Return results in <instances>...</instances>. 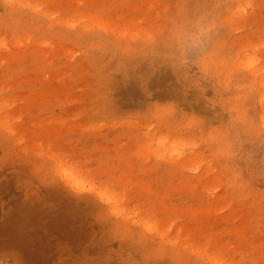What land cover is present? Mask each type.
Segmentation results:
<instances>
[{
    "label": "rangeland",
    "instance_id": "374dc122",
    "mask_svg": "<svg viewBox=\"0 0 264 264\" xmlns=\"http://www.w3.org/2000/svg\"><path fill=\"white\" fill-rule=\"evenodd\" d=\"M11 1L0 264H264V0Z\"/></svg>",
    "mask_w": 264,
    "mask_h": 264
},
{
    "label": "bare ground",
    "instance_id": "6f19581e",
    "mask_svg": "<svg viewBox=\"0 0 264 264\" xmlns=\"http://www.w3.org/2000/svg\"><path fill=\"white\" fill-rule=\"evenodd\" d=\"M8 1L10 2L11 0H8ZM21 1H23V0H21ZM26 1L29 2V0H24V1H23L24 4H25ZM11 2H12V1H11ZM18 2H20V1H18ZM15 3H16V2H15ZM6 4H8V3H6ZM13 4H14V2H13ZM18 4H20V3H18ZM18 4H17V5H18ZM10 5H11V4H10ZM26 5H27V2H26V4H25V6H26ZM27 6H29V7L31 6V8H33L32 5H27ZM37 6H38V5H37ZM37 6H36V7H37ZM29 7H28V8H29ZM36 7H35V8H36ZM8 8H10V7L8 6ZM14 8H15V7H14ZM17 8H18V7H17ZM31 8H30V9H31ZM38 8H39V6H38ZM6 9H7V8H6ZM10 9H11V8H10ZM12 9H13V8H12ZM13 10H14V9H13ZM32 10H33V9H32ZM117 10H118V9H117ZM37 11H38V10H37ZM39 11H40V10H39ZM19 12H20V11H19ZM34 12H36V11L34 10ZM40 12H41V11H40ZM39 18H40V17H39ZM13 20H14V19H13ZM13 20H12V21H13ZM42 21H43V20H42ZM34 22H36V21H34ZM127 22H128V20H127ZM14 23H15V22H14ZM129 23H131V22H129ZM18 24H19V23H18ZM15 26H16V25H15ZM24 26H25V25H24ZM24 34H25V33H24ZM30 34H31V33H30ZM23 36H24V35H23ZM17 37H18V36H17ZM25 37H26V35H25ZM25 37H22V41H24V40L26 39ZM13 38H14V37H13ZM23 38H24V39H23ZM27 38H29V36H28ZM17 39H18V38H17ZM19 39H20V38H19ZM19 39H18V40H19ZM3 40H4V39H3ZM3 40H0V41L2 42ZM26 40H27V39H26ZM4 41H5V40H4ZM4 41H3V42H4ZM14 41H15V40H14ZM14 41H11L12 44H13V43H14V44H15V43L17 44V42H14ZM22 41H21V42H22ZM3 42H2V44H3ZM25 42H26V41H25ZM25 42H22V43H25ZM5 43H6V42H5ZM18 43L21 45L20 41H18ZM2 44H0V45H2ZM26 44H27V43H26ZM31 44H32V43H31ZM33 44H34V43H33ZM5 45H6V44H5ZM7 45H8V44H7ZM24 45H25V44H24ZM14 46H16V45H14ZM2 47H3V46H2ZM5 47H7V46H5ZM20 47H21V46H20ZM20 47H18V48L20 49ZM22 47H25V46L22 45ZM3 48H4V47H3ZM18 48H17V49H18ZM12 49H16V48L14 47V48H12ZM22 55H23V54H22ZM19 56H21V54H20ZM70 185H72V183H71ZM76 188H77V187H76ZM106 190H107V193H108V189H106ZM102 191H103V192H102ZM101 192L105 194V192H106V191H105V188L102 189V190L100 191V193H101ZM96 193H97V192H96ZM102 193H101L100 195H102ZM107 193H106V194H107ZM108 204H109V203H108ZM110 206H111V205H110ZM112 211H114V209H113ZM112 211H111V212H112ZM115 211H116V209H115ZM149 228H151V227H148V229H149ZM155 231H156V228H155ZM155 231H153V232H155ZM155 233H156V232H155ZM160 233H161V232H160ZM157 234H159V233H157ZM157 234H156V235H157ZM160 235H163V234L161 233V234H159V236H160ZM157 236H158V235H157ZM162 237H163V236H162ZM215 261H216V260H215Z\"/></svg>",
    "mask_w": 264,
    "mask_h": 264
}]
</instances>
